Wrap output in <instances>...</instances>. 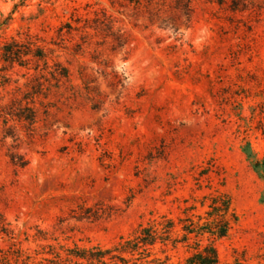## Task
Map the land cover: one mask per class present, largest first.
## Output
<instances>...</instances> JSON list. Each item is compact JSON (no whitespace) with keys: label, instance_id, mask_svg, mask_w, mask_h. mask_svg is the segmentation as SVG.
Wrapping results in <instances>:
<instances>
[{"label":"rangeland","instance_id":"rangeland-1","mask_svg":"<svg viewBox=\"0 0 264 264\" xmlns=\"http://www.w3.org/2000/svg\"><path fill=\"white\" fill-rule=\"evenodd\" d=\"M242 2L233 11L195 0L190 24L173 31L110 0H0V49L29 35L70 74L37 98L33 126L10 121L16 136L4 137L0 119V264H35L52 257L48 245L63 257L74 246L112 247L160 215L180 236L185 209L204 215L214 190L238 215L213 240L218 264H264V182L243 150L264 155V0ZM102 9L125 30L126 48L90 29L59 31ZM5 73L1 105L22 97L34 70ZM39 100L51 103L46 112ZM198 239L213 238L157 242L140 262L184 264Z\"/></svg>","mask_w":264,"mask_h":264},{"label":"trees","instance_id":"trees-1","mask_svg":"<svg viewBox=\"0 0 264 264\" xmlns=\"http://www.w3.org/2000/svg\"><path fill=\"white\" fill-rule=\"evenodd\" d=\"M112 5L130 7L133 14L142 16L147 25H157L162 29L178 30L180 23L185 22L188 26L194 12L195 0H110ZM219 5H227L231 10H243L245 8L242 0H215ZM77 26L71 23H64L59 31L64 27L71 30L81 29L84 37L89 35L87 30L100 33L103 38H109L113 48H126L129 44V37L122 27H115L116 20L106 11L94 12V17L83 18L79 16ZM83 20V21H82ZM82 22V23H80ZM50 50L33 40L29 35L24 40L11 38L5 42L0 49V87L8 83L9 76L5 73L8 67L17 64L21 67L31 66L34 73L23 74L26 76L24 86L26 90L20 99L11 100L5 105L0 104V119L4 126V137H15L14 127L9 125L10 121L22 123L23 126H33L37 121L38 108L35 104L37 98L42 96L47 98L54 88L59 90L63 81L69 79V69L60 61L49 63ZM38 103L45 108L50 106V102L39 100ZM248 159L252 162L254 169L264 182V155L258 158L249 143L243 148ZM16 156L11 154V160L18 166H24L26 162L14 160ZM208 169H202L201 174H206ZM264 204V191L261 196ZM206 205L204 215L190 213L194 210V205L185 209L180 236H174L175 222L166 215H160L147 225H140L132 238L119 241L112 247L102 248L99 246L78 247L65 249L66 255L63 257L54 246L48 245L52 257H43L35 264H142L141 259L151 255L150 247L157 242L188 243L191 236L203 237L208 235L213 238L211 241L202 244L201 239L194 241V251L185 259L184 264H218V254L213 240L227 235L228 231L238 220V215L233 207L231 197L224 192L214 190L203 196L201 206ZM3 220L0 219V227ZM63 246H60L61 249ZM123 253H128L131 258H126ZM137 254L139 257H134Z\"/></svg>","mask_w":264,"mask_h":264}]
</instances>
